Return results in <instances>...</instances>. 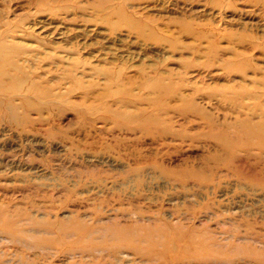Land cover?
Listing matches in <instances>:
<instances>
[{"label":"rangeland","instance_id":"rangeland-1","mask_svg":"<svg viewBox=\"0 0 264 264\" xmlns=\"http://www.w3.org/2000/svg\"><path fill=\"white\" fill-rule=\"evenodd\" d=\"M0 264H264V0H0Z\"/></svg>","mask_w":264,"mask_h":264},{"label":"bare ground","instance_id":"bare-ground-1","mask_svg":"<svg viewBox=\"0 0 264 264\" xmlns=\"http://www.w3.org/2000/svg\"><path fill=\"white\" fill-rule=\"evenodd\" d=\"M5 56H6V54H4V52L2 53V51H0V57H2V58H4V59H6V58H7V56H6V58H5Z\"/></svg>","mask_w":264,"mask_h":264}]
</instances>
